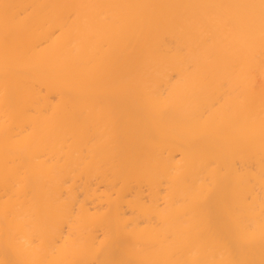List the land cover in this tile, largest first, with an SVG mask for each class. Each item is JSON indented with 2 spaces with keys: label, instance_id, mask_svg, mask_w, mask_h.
Wrapping results in <instances>:
<instances>
[{
  "label": "bare ground",
  "instance_id": "obj_1",
  "mask_svg": "<svg viewBox=\"0 0 264 264\" xmlns=\"http://www.w3.org/2000/svg\"><path fill=\"white\" fill-rule=\"evenodd\" d=\"M264 264L262 0H0V264Z\"/></svg>",
  "mask_w": 264,
  "mask_h": 264
},
{
  "label": "snow or ice",
  "instance_id": "obj_2",
  "mask_svg": "<svg viewBox=\"0 0 264 264\" xmlns=\"http://www.w3.org/2000/svg\"><path fill=\"white\" fill-rule=\"evenodd\" d=\"M262 4H264V0H262ZM194 264H198V262H194Z\"/></svg>",
  "mask_w": 264,
  "mask_h": 264
}]
</instances>
